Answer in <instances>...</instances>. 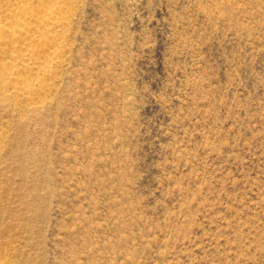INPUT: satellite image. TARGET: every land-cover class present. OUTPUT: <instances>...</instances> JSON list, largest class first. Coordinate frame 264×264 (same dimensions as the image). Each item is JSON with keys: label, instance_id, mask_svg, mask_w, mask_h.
I'll use <instances>...</instances> for the list:
<instances>
[{"label": "rangeland", "instance_id": "374dc122", "mask_svg": "<svg viewBox=\"0 0 264 264\" xmlns=\"http://www.w3.org/2000/svg\"><path fill=\"white\" fill-rule=\"evenodd\" d=\"M50 102L0 93V264H264V0H70Z\"/></svg>", "mask_w": 264, "mask_h": 264}, {"label": "bare ground", "instance_id": "6f19581e", "mask_svg": "<svg viewBox=\"0 0 264 264\" xmlns=\"http://www.w3.org/2000/svg\"><path fill=\"white\" fill-rule=\"evenodd\" d=\"M70 0H0V93L36 110L65 64Z\"/></svg>", "mask_w": 264, "mask_h": 264}]
</instances>
